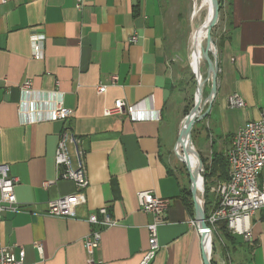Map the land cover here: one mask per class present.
<instances>
[{
    "label": "crops",
    "instance_id": "obj_1",
    "mask_svg": "<svg viewBox=\"0 0 264 264\" xmlns=\"http://www.w3.org/2000/svg\"><path fill=\"white\" fill-rule=\"evenodd\" d=\"M178 15L173 0H87L82 9L76 0H0V164L16 178L18 203L3 214L0 243L16 256L22 251L24 264H87V217L104 205L118 223L103 231L95 259L137 264L151 220L138 206L136 193L144 190L170 200L151 264H203L201 237L189 223L196 211L183 199L178 172L180 153L201 166L191 140L178 142L191 97ZM212 23L216 91L205 118L227 134L219 152L241 125L264 115V0H221ZM100 84L107 85L103 93ZM234 93L242 108L228 105ZM118 101L124 107L106 114ZM57 104L71 115L50 120ZM127 107L147 118L130 119ZM64 127L83 151L89 182L72 217L46 214L49 201L76 191L71 180L57 178L54 155ZM69 152L75 165L72 144ZM192 192L199 208L193 186ZM249 224L251 241L234 235L228 264H264V208Z\"/></svg>",
    "mask_w": 264,
    "mask_h": 264
},
{
    "label": "built area",
    "instance_id": "obj_2",
    "mask_svg": "<svg viewBox=\"0 0 264 264\" xmlns=\"http://www.w3.org/2000/svg\"><path fill=\"white\" fill-rule=\"evenodd\" d=\"M5 1V0H1ZM87 0H76V8L82 9ZM134 42L136 36H132ZM39 39L33 40V56H41ZM117 77L111 78V83L116 82ZM27 85V84H26ZM107 85L97 86L98 93H103ZM227 103L233 108H242L243 99L236 93L228 96ZM124 107L123 102H116L114 108L106 109V114L120 111ZM127 112L132 120L146 119L142 114L136 115L133 107H127ZM71 110L61 104L55 105L49 111L50 120L66 119L71 115ZM69 144L75 148L76 161L73 165ZM226 160L229 166L228 179L218 181L214 188L217 204L203 221L208 226V232L201 228V218L196 214L190 220V224L197 228L202 239L208 237L204 247L209 245L210 234L216 232L217 223L225 221L227 230L244 241H251L249 219L256 211L264 208V115L258 120H249L241 125L232 135L230 145L226 151ZM58 179L71 180L76 186V191L47 204L46 214L56 217H72L75 215L77 205L85 202L84 189L88 186V177L84 164L83 151L77 147V140L69 129L64 127L61 131L54 155ZM16 178L9 175L8 164H0V222L6 210H17L18 203L14 186ZM49 184L43 182L44 186ZM139 209L150 214L151 220L146 224L148 232L147 247L137 264H151L158 250V227L165 221L166 211L170 205L169 198L157 196L152 190L138 191L136 193ZM87 222L90 229L83 238L84 248L87 254V264H106L95 259V251L99 248L103 231L118 222L115 220L107 206L99 207L96 212L89 214ZM210 256V254H209ZM0 264H24L23 252L16 256L12 250L0 243Z\"/></svg>",
    "mask_w": 264,
    "mask_h": 264
},
{
    "label": "rangeland",
    "instance_id": "obj_3",
    "mask_svg": "<svg viewBox=\"0 0 264 264\" xmlns=\"http://www.w3.org/2000/svg\"><path fill=\"white\" fill-rule=\"evenodd\" d=\"M218 1V0H217ZM201 3V0H173L174 4V10L175 15L179 14L176 20L177 25V38L180 39L183 43H185L186 48L189 52V62L191 61V66L188 72V75L186 76V81L189 84V87H191V93H190V110L196 103V96L198 93V99H200L199 106L197 107V114H202V117L195 121V123L192 126L191 132H190V138L191 143L194 145V150L196 152V156L198 157V160L200 162V170L199 165L194 166L195 169L198 171V174L200 173V176L203 179V193H204V202L206 200L205 197V188L206 186L209 188V197L215 198V191L214 188L216 186V183L220 180L217 179V177H208V164H209V158L211 151H218L219 149V143H221L222 140L227 138V134L224 132L218 131L214 126L208 125V119L205 118L203 115L206 111L207 107L211 103L210 99L208 98L209 92L212 86V78L213 75H211V71H209V64L211 63L212 67L215 64V61L217 62V51L215 48V40H216V34H217V28L214 27L213 23L210 26L209 30V40L207 39L206 29H205V19L207 18L209 14V6H210V0H208L206 6L204 9L200 12L199 17L194 18L193 13L195 8ZM214 17V16H213ZM197 26V28L200 30V33L205 37L206 42H201L200 36H197L193 29ZM204 46V47H203ZM204 49V52H203ZM203 52V54H202ZM185 53V51L183 52ZM206 54V57L200 61V58L197 60V56ZM208 59V60H207ZM190 64V63H189ZM195 64H198L196 67ZM193 68H196L197 74H199L198 77V86L200 87V91L197 90V81L195 74L193 72ZM213 70L215 68L213 67ZM217 77V70L215 74V81ZM202 109V111H201ZM199 112V113H198ZM186 122V119L184 120V124ZM175 125V123H174ZM208 127V128H207ZM210 129V130H209ZM209 133V136H208ZM213 140V146H211ZM226 151L221 150L222 154L226 157ZM200 155H199V154ZM181 154V153H180ZM183 154V153H182ZM181 154V156H183ZM204 156L203 157H201ZM178 157V156H177ZM189 169V168H188ZM186 167V164L178 158V172L181 175V179L183 182V189H185L189 194L187 195L186 200L190 203L193 210L196 211L195 207V200L194 195L191 191V176H190V170H188ZM193 180V179H192ZM199 188V195L201 196V184L198 182ZM209 245L207 246V251L210 254V262L211 259H213V251L211 250L212 244L214 245V242L216 243V247L218 249L217 253L214 255L220 256L222 258L223 264H228L230 262L231 256L229 254V248H225L224 242L225 240L222 237L221 233H217L214 231L213 234H210L209 237ZM212 264V263H211ZM219 264V263H218Z\"/></svg>",
    "mask_w": 264,
    "mask_h": 264
},
{
    "label": "trees",
    "instance_id": "obj_4",
    "mask_svg": "<svg viewBox=\"0 0 264 264\" xmlns=\"http://www.w3.org/2000/svg\"><path fill=\"white\" fill-rule=\"evenodd\" d=\"M221 5V0H218V7ZM190 109L188 108L186 112L188 113ZM208 177H217L218 180L220 181H225L228 179V172H229V166L226 160V157L224 154L218 151L212 150L209 158V164H208ZM205 197L206 200L204 202V214L207 215L208 212L214 208L217 204L216 197L211 198L209 197V188L206 186L205 188ZM181 194L183 196L184 201L188 206H191L190 203L186 200L187 195L189 194L185 189L182 188ZM216 232L221 233L223 239L225 240L224 245L225 248L233 247L235 246V236L231 234L227 228L225 221H220L217 223V229ZM211 250L213 251L214 255L217 253L218 249L216 247V243L214 242V245L212 244ZM213 255V259H211L212 264H217V260L215 256Z\"/></svg>",
    "mask_w": 264,
    "mask_h": 264
},
{
    "label": "water",
    "instance_id": "obj_5",
    "mask_svg": "<svg viewBox=\"0 0 264 264\" xmlns=\"http://www.w3.org/2000/svg\"><path fill=\"white\" fill-rule=\"evenodd\" d=\"M217 8H218V1L217 0H213V11L211 14H209L207 16V18L205 19V24H208L209 26L212 24L213 22V19L216 14V11H217ZM210 30V28H209ZM206 57V54L202 55L201 58H200V61H202L204 58ZM208 60V59H207ZM213 67L215 68L214 72H213V78H212V86H211V89H210V92H209V97H211V100H213V97L215 95V91H216V81H215V74H216V70H217V62L215 61V64L213 65ZM193 72L195 74V77H196V81H197V86H198V74H197V71H196V68H193ZM212 69V65L211 63L209 64V71H211ZM199 102H200V99L198 102H196L194 104V106L191 108V110L189 111V113L186 115V122L184 124V126L182 127L181 129V132H180V135H179V139H178V142L180 141L182 144H185L186 143V137L189 135L190 136V132H191V129H192V126L193 124L195 123V121L191 122V116L194 112V110H196V108L199 106ZM208 113V107L206 109V111L204 112V116ZM198 120V119H197ZM191 139V138H190ZM178 142H177V145H178ZM192 147L194 148L193 144H192ZM193 151V150H192ZM194 154L196 156V152L194 150ZM196 159L197 161L199 162L198 160V157L196 156ZM191 176V175H190ZM201 181H202V188H201V196H200V207L198 208L197 205H196V202H195V207H196V214H199L200 215V218L202 220L201 222V228L204 229L205 232H208V226L205 224V222L203 221L204 219V191H203V179L201 177ZM191 182H192V178H191ZM191 191H192V183H191ZM193 193V192H192ZM205 240L206 239H202V242H201V246H202V259H203V264H211L210 262V256H209V252L207 251V249L204 247L205 245Z\"/></svg>",
    "mask_w": 264,
    "mask_h": 264
},
{
    "label": "bare ground",
    "instance_id": "obj_6",
    "mask_svg": "<svg viewBox=\"0 0 264 264\" xmlns=\"http://www.w3.org/2000/svg\"><path fill=\"white\" fill-rule=\"evenodd\" d=\"M207 2H208V0H201V3L194 10V13H193V17L194 18L199 17L200 12L204 9V7L206 6ZM212 11H213V0H210L209 14H211ZM210 26L208 24H206V26H205L208 41H210L209 40L210 39L209 38V28H210ZM193 32L197 36H200L201 42H203V45H204V41H205V43H207L205 37L200 33V30L197 28V26L194 27ZM203 52H204V49H203ZM203 52H202V54H203ZM201 56L202 55L200 54L199 56H197L196 59L198 60ZM195 65H196V67L198 66V64H195ZM198 76H199V74H198ZM197 87H198L197 90L199 92L200 91V87L199 86H197ZM211 97H209L210 100H211ZM198 101H199V99H198V93H197L196 102H198ZM196 113H197V108H196V110H194V112H193V114H192V116L190 118L191 119V122H193V121H195V120H197V119H199V118L202 117V114H197L196 115ZM186 140L187 141L188 140H191L189 135L186 137ZM177 153L179 154L178 150H177ZM179 156H180L181 160L184 161L185 164L187 163L186 164V167H187V169L189 168L188 170H190V175H191V178L193 179L192 180V186L194 188L195 194L197 195V200L199 202V207H200V195H199V188H200V186H198L199 185L198 182L202 186V181H201L200 173L198 174V171L195 169V167L191 164V162L189 160H186V158L181 157L180 154H179ZM205 239H206L205 240V243H206V241L208 240V237L205 236Z\"/></svg>",
    "mask_w": 264,
    "mask_h": 264
}]
</instances>
